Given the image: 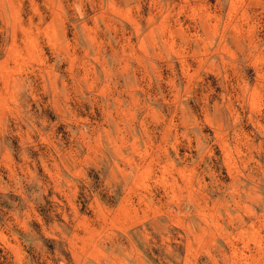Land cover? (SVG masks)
Wrapping results in <instances>:
<instances>
[{
  "label": "rangeland",
  "instance_id": "obj_1",
  "mask_svg": "<svg viewBox=\"0 0 264 264\" xmlns=\"http://www.w3.org/2000/svg\"><path fill=\"white\" fill-rule=\"evenodd\" d=\"M0 264H264V0H0Z\"/></svg>",
  "mask_w": 264,
  "mask_h": 264
}]
</instances>
